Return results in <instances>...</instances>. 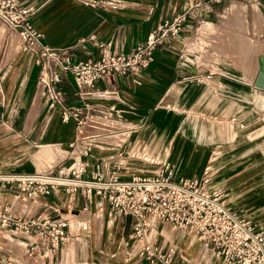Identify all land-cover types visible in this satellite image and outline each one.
Wrapping results in <instances>:
<instances>
[{"label": "crops", "instance_id": "1", "mask_svg": "<svg viewBox=\"0 0 264 264\" xmlns=\"http://www.w3.org/2000/svg\"><path fill=\"white\" fill-rule=\"evenodd\" d=\"M18 1L34 7L30 20L39 32L40 42L53 48L69 46L70 60L95 58L104 49L127 51L160 19L176 12H182L185 18L180 32L159 40L150 62L136 72L103 75L91 86L79 88L69 72H60L57 86L63 103L80 108V116L84 117L81 130L73 116L63 119L58 108H48L35 91L38 65L21 50L13 30L0 21V169L54 170L78 157L84 164V176L96 164L101 170L115 169L121 177H128L135 172L153 173L167 163L176 175L200 178L216 139L210 116L224 118L232 113L245 117L242 113L247 95L254 94L251 102L255 106L257 101L261 103L256 93L261 86L255 81L259 68H264V0H224L198 17L190 13L188 0ZM233 8L237 11L232 12ZM224 23L231 24L234 31L227 30ZM208 24L219 26L220 31H213ZM218 35L223 37L220 44ZM243 39L247 44L250 41V49ZM233 41L242 49L234 51ZM227 54L240 56L241 61H230L225 58ZM252 56L258 61L253 74V63L248 65ZM183 112L195 115L190 121ZM12 136L29 146L28 153L22 152L27 163L14 162L20 154L15 158L6 156ZM134 150L158 157L154 160L156 167L141 171L149 163ZM248 178L238 180L248 183ZM222 187L230 205L231 190ZM10 198L11 193L0 188V208ZM96 202V196L85 199L76 194L66 210V196L60 189L35 202H14L13 207L23 212L57 213L70 219H86L89 225L48 257L27 253L24 232L7 235L0 228V264H74L81 258L83 264H143L136 256H126L128 248L123 240L129 230V217H112L105 203L99 206ZM53 207L58 208L56 212ZM240 214L264 226V221ZM155 225L159 237L175 246L178 244L171 237L178 235L176 241L184 252L182 264H221L198 240L197 245L192 238H183L182 232L187 229L176 227L178 232L163 221ZM197 248L200 256L195 254Z\"/></svg>", "mask_w": 264, "mask_h": 264}, {"label": "built area", "instance_id": "2", "mask_svg": "<svg viewBox=\"0 0 264 264\" xmlns=\"http://www.w3.org/2000/svg\"><path fill=\"white\" fill-rule=\"evenodd\" d=\"M221 1L188 0L190 13L198 17ZM33 11L32 5L18 0H0V21L18 34L21 50L38 65L35 91L48 108H58L63 119L73 116L78 130L84 117L79 107L63 103L57 86L60 72H69L78 88L91 86L103 75L136 72L150 62L159 40L180 32L185 18L182 12H176L160 19L127 51L104 49L95 58L70 60L69 46L53 48L40 42L39 32L30 20ZM83 171L84 164L78 157L55 170L0 169V188L11 193L8 203L0 208V228L7 235L24 232L28 254L52 255L71 236L86 231L88 220L46 211L23 212L13 203L35 202L60 189L66 196V210L76 194L85 199L93 195L99 206L105 203L108 215L129 217V230L123 240L128 248L126 256H136L143 264H182L175 244L159 237L156 221L191 231L221 264H264V226L233 210L225 201L226 190L208 183L207 173L200 178L176 175L167 163L153 173L135 172L128 177H121L115 169L101 170L98 164L88 176ZM53 208L54 212L58 209Z\"/></svg>", "mask_w": 264, "mask_h": 264}, {"label": "rangeland", "instance_id": "3", "mask_svg": "<svg viewBox=\"0 0 264 264\" xmlns=\"http://www.w3.org/2000/svg\"><path fill=\"white\" fill-rule=\"evenodd\" d=\"M236 11V8L232 9V12ZM224 24L228 26L227 30L234 31L231 24ZM219 25L221 27L223 24L220 23ZM208 26L210 29H213V31H220L219 26H212V24H208ZM223 27L225 28V25H223ZM218 38L220 41H217V44H220L223 37L221 38V36L218 35ZM243 42L247 49H250V41L249 44H247V42H245V40L243 39ZM231 43L232 45L234 44V51L242 49L241 45H236L238 43L237 41H233ZM260 49H262V47H260ZM225 58H229V60L231 58L233 60L238 59L239 61H241L240 56L236 57V55L233 54H227ZM250 63H253V65H251V73L253 74L255 67L258 65L257 57L252 56L248 64L249 66ZM259 69L261 70L262 68L260 67ZM251 78L252 77H250V80ZM258 90L259 91L255 92L258 94V99L261 96V103L260 101H257L255 106L254 101L251 102V98L254 96V94L247 95V103L242 113L245 117L238 118L235 117V115H232V113H227L230 114V116L224 118L214 115L210 116L209 121L214 122V131L216 132L214 138L216 139H214L213 143L210 146L208 153L209 157L205 163L207 168L203 169L202 176H204V174L207 172L208 181L210 182V184L227 186V189L231 190L228 203L230 204L229 206L237 213H246L256 221H264V87L261 86V89ZM183 114L188 115V119L190 121L195 115V113L193 112H183ZM12 137L14 138L10 139L7 144L13 142L12 145H16H11V149L8 148V153L6 154V156L15 158L18 156V154H20L21 158L14 159V162H18V164L27 163L26 157L22 155V152L28 153L30 150L29 146H24L20 143V141L15 139V136ZM15 146L18 147L14 148ZM43 150H45V148L41 149V151ZM134 153L140 156L143 155L144 158L142 159V161L149 163L146 164V166L148 167H143L144 169L141 171H151L152 169H154V167H156L154 166V160L159 159L158 157H149L150 155L148 154V152H145V150H134ZM149 158L153 160L150 161ZM31 160L34 161L33 159ZM42 161L43 160H40L39 162ZM228 167L230 168L229 172H226L225 169ZM246 175H248L249 178L246 177ZM247 178L248 183L240 182V180H243L244 182ZM171 229H176L178 230V232L180 231V229H177L176 227H173ZM177 236V234H174L171 239L173 240V242L178 244L176 245L175 252L179 258L178 260L182 262L181 254L184 255V252L183 250H181L179 242L176 241ZM182 236L183 238L187 239L192 238L193 242L198 245L197 239L191 234L190 231L183 230ZM7 239L8 238L6 237V240ZM120 250L121 249H119V251ZM195 254H197L198 256L201 255L198 248L197 251H195ZM83 262L84 261H82L81 258L78 259L77 262H74V264H83Z\"/></svg>", "mask_w": 264, "mask_h": 264}, {"label": "bare ground", "instance_id": "4", "mask_svg": "<svg viewBox=\"0 0 264 264\" xmlns=\"http://www.w3.org/2000/svg\"><path fill=\"white\" fill-rule=\"evenodd\" d=\"M211 27H212V26H211ZM13 32L16 34V36H15L14 38H16L17 41L20 40L18 34H17L15 31H13ZM18 43H19V41H18ZM13 44H14V43H13ZM13 46H14V45H13ZM16 46H17V45H16ZM263 82H264V68L261 69V71H260V73H259V75H258V77H257V79H256V81H255V84H257V85H261V84H263Z\"/></svg>", "mask_w": 264, "mask_h": 264}, {"label": "water", "instance_id": "5", "mask_svg": "<svg viewBox=\"0 0 264 264\" xmlns=\"http://www.w3.org/2000/svg\"><path fill=\"white\" fill-rule=\"evenodd\" d=\"M261 71V70H260ZM259 86H263L264 87V82H263V84H261V85H259Z\"/></svg>", "mask_w": 264, "mask_h": 264}]
</instances>
